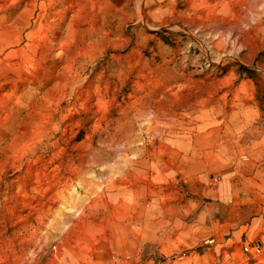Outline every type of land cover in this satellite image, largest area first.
Segmentation results:
<instances>
[{
	"label": "rangeland",
	"instance_id": "rangeland-1",
	"mask_svg": "<svg viewBox=\"0 0 264 264\" xmlns=\"http://www.w3.org/2000/svg\"><path fill=\"white\" fill-rule=\"evenodd\" d=\"M231 183L264 220V0H0V264L225 244Z\"/></svg>",
	"mask_w": 264,
	"mask_h": 264
},
{
	"label": "crops",
	"instance_id": "crops-1",
	"mask_svg": "<svg viewBox=\"0 0 264 264\" xmlns=\"http://www.w3.org/2000/svg\"><path fill=\"white\" fill-rule=\"evenodd\" d=\"M229 188L230 190L226 194H223L222 192L215 193L214 202L211 206L214 215L216 213L219 215V217L225 215V221H228L231 227L235 226L232 230V237L230 238V240L227 243L225 242V244H223L221 242V239L216 240V236H214V238L206 241V243H209L211 245H209L202 251L192 250L186 253H182L181 250L177 251L169 249L164 253V256L162 257V259L166 261V264H264L263 252L260 255H257V257L260 256L259 258H255V256L253 257L254 259L249 258V255L245 252H242L244 257L242 254H236L237 252L235 251V248L243 242L244 235V238L248 239L249 237L254 236L255 232H260L261 230L264 231V220L252 219L249 223L240 224L243 223L241 217L243 215L242 212L244 211V207L232 200L234 198V195L237 194L238 187L237 185L235 186L231 183L229 185ZM227 198H230L229 204ZM197 200H200V198H197ZM201 204L202 202L199 203V205ZM194 212L199 213L200 215L206 214V210L204 208L200 210L199 206H197V209ZM156 221L150 223H157ZM214 222L216 223L217 219H214ZM228 246L233 247L232 251L230 249L231 252H229V248L225 249V247ZM139 260L140 256L136 254L131 259V264H156V259L154 257H150L141 263H139Z\"/></svg>",
	"mask_w": 264,
	"mask_h": 264
},
{
	"label": "built area",
	"instance_id": "built-area-1",
	"mask_svg": "<svg viewBox=\"0 0 264 264\" xmlns=\"http://www.w3.org/2000/svg\"><path fill=\"white\" fill-rule=\"evenodd\" d=\"M263 245L260 243H255V242H249V243H245L243 246V251L248 254L251 255L253 257L260 255L263 252ZM156 264H166L165 260H159L156 261Z\"/></svg>",
	"mask_w": 264,
	"mask_h": 264
},
{
	"label": "bare ground",
	"instance_id": "bare-ground-1",
	"mask_svg": "<svg viewBox=\"0 0 264 264\" xmlns=\"http://www.w3.org/2000/svg\"><path fill=\"white\" fill-rule=\"evenodd\" d=\"M38 259V258H37Z\"/></svg>",
	"mask_w": 264,
	"mask_h": 264
}]
</instances>
